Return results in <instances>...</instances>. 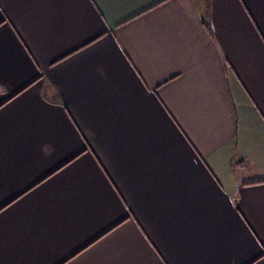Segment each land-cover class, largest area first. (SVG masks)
<instances>
[{"label":"crops","instance_id":"obj_1","mask_svg":"<svg viewBox=\"0 0 264 264\" xmlns=\"http://www.w3.org/2000/svg\"><path fill=\"white\" fill-rule=\"evenodd\" d=\"M0 264H264V0H0Z\"/></svg>","mask_w":264,"mask_h":264}]
</instances>
